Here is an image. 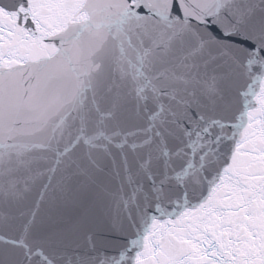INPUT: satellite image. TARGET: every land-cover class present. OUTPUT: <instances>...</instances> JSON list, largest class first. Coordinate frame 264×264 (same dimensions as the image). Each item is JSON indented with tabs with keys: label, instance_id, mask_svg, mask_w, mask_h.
I'll return each instance as SVG.
<instances>
[{
	"label": "snow or ice",
	"instance_id": "6c2138e0",
	"mask_svg": "<svg viewBox=\"0 0 264 264\" xmlns=\"http://www.w3.org/2000/svg\"><path fill=\"white\" fill-rule=\"evenodd\" d=\"M0 264H264V0H0Z\"/></svg>",
	"mask_w": 264,
	"mask_h": 264
}]
</instances>
